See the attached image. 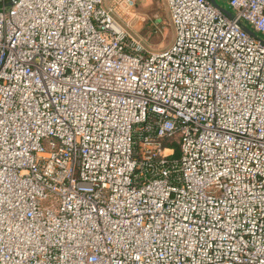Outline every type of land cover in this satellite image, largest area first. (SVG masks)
Instances as JSON below:
<instances>
[{
    "label": "built area",
    "instance_id": "obj_1",
    "mask_svg": "<svg viewBox=\"0 0 264 264\" xmlns=\"http://www.w3.org/2000/svg\"><path fill=\"white\" fill-rule=\"evenodd\" d=\"M103 1L0 0V264H264V0Z\"/></svg>",
    "mask_w": 264,
    "mask_h": 264
},
{
    "label": "rangeland",
    "instance_id": "obj_2",
    "mask_svg": "<svg viewBox=\"0 0 264 264\" xmlns=\"http://www.w3.org/2000/svg\"><path fill=\"white\" fill-rule=\"evenodd\" d=\"M222 8L231 11L226 0H215ZM110 0H104L107 4ZM141 10L137 17L128 22L114 15L116 21L139 40L146 51L154 52L169 46L173 40L174 29L164 0H138ZM264 37V36H263ZM47 201H44V205Z\"/></svg>",
    "mask_w": 264,
    "mask_h": 264
},
{
    "label": "crops",
    "instance_id": "obj_3",
    "mask_svg": "<svg viewBox=\"0 0 264 264\" xmlns=\"http://www.w3.org/2000/svg\"><path fill=\"white\" fill-rule=\"evenodd\" d=\"M106 7H113L115 10V16L119 19L127 20L137 17V13L141 10V5H139L138 0H134L133 5L125 6V3L121 0H110L107 4H104ZM130 18V19H129Z\"/></svg>",
    "mask_w": 264,
    "mask_h": 264
},
{
    "label": "water",
    "instance_id": "obj_4",
    "mask_svg": "<svg viewBox=\"0 0 264 264\" xmlns=\"http://www.w3.org/2000/svg\"><path fill=\"white\" fill-rule=\"evenodd\" d=\"M210 2L218 9L222 10L223 12H225L226 14L230 15V12L224 8H222L220 5L217 4V2L215 0H210ZM243 29L248 33L250 34L251 36H256L255 33L249 29L248 27L246 26H243ZM264 42V40H262Z\"/></svg>",
    "mask_w": 264,
    "mask_h": 264
}]
</instances>
